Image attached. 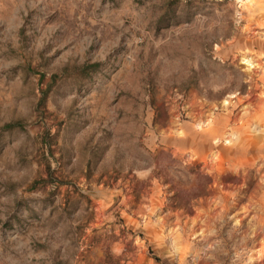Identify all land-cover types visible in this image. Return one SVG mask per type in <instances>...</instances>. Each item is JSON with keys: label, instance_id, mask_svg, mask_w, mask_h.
I'll use <instances>...</instances> for the list:
<instances>
[{"label": "rangeland", "instance_id": "obj_1", "mask_svg": "<svg viewBox=\"0 0 264 264\" xmlns=\"http://www.w3.org/2000/svg\"><path fill=\"white\" fill-rule=\"evenodd\" d=\"M0 264H264V0H0Z\"/></svg>", "mask_w": 264, "mask_h": 264}, {"label": "trees", "instance_id": "obj_2", "mask_svg": "<svg viewBox=\"0 0 264 264\" xmlns=\"http://www.w3.org/2000/svg\"><path fill=\"white\" fill-rule=\"evenodd\" d=\"M97 66H98V65H92L91 68H92V69H95V68H97ZM189 89H190V86H187L186 89H185V91H188ZM152 257H153V259H154L156 262H158V263L160 262V259L157 258L156 256H152Z\"/></svg>", "mask_w": 264, "mask_h": 264}]
</instances>
